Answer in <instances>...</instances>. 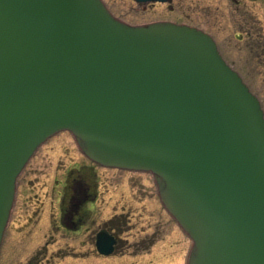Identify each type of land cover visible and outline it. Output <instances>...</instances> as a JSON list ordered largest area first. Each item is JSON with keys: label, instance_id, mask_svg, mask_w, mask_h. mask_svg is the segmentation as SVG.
I'll use <instances>...</instances> for the list:
<instances>
[{"label": "water", "instance_id": "water-1", "mask_svg": "<svg viewBox=\"0 0 264 264\" xmlns=\"http://www.w3.org/2000/svg\"><path fill=\"white\" fill-rule=\"evenodd\" d=\"M61 131L152 175L186 264H264V113L203 31L131 26L101 0H0V244L17 176ZM113 242L99 233V253Z\"/></svg>", "mask_w": 264, "mask_h": 264}, {"label": "flooded vegetation", "instance_id": "flooded-vegetation-1", "mask_svg": "<svg viewBox=\"0 0 264 264\" xmlns=\"http://www.w3.org/2000/svg\"><path fill=\"white\" fill-rule=\"evenodd\" d=\"M232 1L234 8L230 15L237 14V26H264V23L257 18L258 15L247 8L246 1ZM255 1L260 0H248L249 3ZM135 4L138 7V18L141 20L137 24L124 21L127 24L171 23L195 27L185 20L190 17L189 7L191 6V3L185 0ZM178 10L182 12V16L172 17V14ZM201 11L206 18L205 22H208L211 20L212 13L217 12V8L203 6ZM33 157L34 155L30 160ZM83 157L87 164L79 166L81 168L76 171L75 178L71 179H66L65 174L61 178L53 177L46 181H40L37 178L25 179L24 173L27 167L23 168L16 180L15 195L9 217L13 245L11 250L9 249L10 252L8 250L3 255L1 248L4 243L1 245L0 264H97L100 257H115L117 252L121 254L117 257H123L127 252L136 257L139 253L144 254L154 247L159 237L155 229L147 232L141 228L137 231L138 235L134 233L129 237V232L132 230L130 218L132 211L130 204L125 202V196H121L115 206L114 204L105 205L104 208L108 206L112 213L107 219L101 220L100 224L97 223V207L99 204L103 207V196L109 193V188L113 185L98 181L96 167L102 166ZM122 185L130 187L128 182ZM99 233L106 234L114 241L112 251L108 255L100 254L98 251L97 236ZM123 234L126 237H122ZM54 237H58L59 240ZM77 237L82 240L77 247L68 244V241ZM24 250H30L28 256L22 255ZM73 250L76 253L64 252ZM25 256L27 258L22 259ZM64 257L72 259L69 263H65L61 261Z\"/></svg>", "mask_w": 264, "mask_h": 264}, {"label": "rangeland", "instance_id": "rangeland-1", "mask_svg": "<svg viewBox=\"0 0 264 264\" xmlns=\"http://www.w3.org/2000/svg\"><path fill=\"white\" fill-rule=\"evenodd\" d=\"M102 1L114 17L131 24L140 22L138 7L132 0ZM185 1L191 3L190 17L185 20L213 37L224 60L241 76L250 91L257 96L264 111V26H237V14L230 15L234 8L232 0ZM242 1H246L247 8L255 12L258 15L257 18L264 23V1L253 3H249L248 0ZM203 6L217 8V12L212 13L211 20L208 22H205L206 18L201 11ZM176 16H182V12L178 10L172 14V17L176 18ZM85 164L87 163L74 138L70 133L63 131L56 133L39 147L33 159L26 165L24 176L25 179L37 178L40 181H46L53 177L61 178L65 174L66 179H71L75 178L76 171L81 168L79 166ZM96 175L98 181L113 185L109 188V193L103 196V207L101 204L97 207L98 224L111 215L112 212L108 206L111 204L115 206L120 197L125 196L126 201H123L130 204L132 211L130 215L132 230L129 232V237L134 233L137 234L141 228L147 232L155 229L159 235L157 243L149 252L139 253L136 257L131 253L127 254L128 252L123 257H117L121 256L120 252H117L115 257L98 258L97 264H185L191 242L161 206L153 177L148 173L113 170L99 166L96 167ZM125 182H128L129 188L124 187L125 184L122 185ZM132 182L133 184H131ZM105 205L108 206L104 208ZM9 223L2 241V244L4 243L1 248L2 255L13 245L12 229ZM133 223L135 224L132 225ZM122 237H126L125 234ZM54 238L59 240L58 237ZM81 242V238L77 237L68 241V244L77 247ZM28 252L30 250H24L22 255L28 256ZM64 252L67 254L76 253L75 250ZM26 256L22 259H26ZM71 259L64 257L61 261L69 263Z\"/></svg>", "mask_w": 264, "mask_h": 264}]
</instances>
